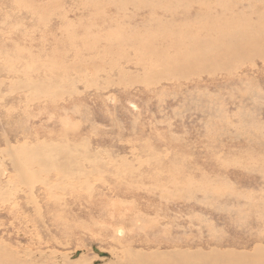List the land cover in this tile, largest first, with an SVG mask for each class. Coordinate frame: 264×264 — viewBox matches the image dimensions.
<instances>
[{"label":"rangeland","instance_id":"rangeland-1","mask_svg":"<svg viewBox=\"0 0 264 264\" xmlns=\"http://www.w3.org/2000/svg\"><path fill=\"white\" fill-rule=\"evenodd\" d=\"M87 1L0 0V100L3 101L0 104V163L7 161L3 167L10 171L9 163L12 160L5 153L9 140L15 142L19 139L31 146L37 140L49 139L54 146L62 144L64 150L68 144L65 136L58 140L49 136L63 128L59 120L75 112L81 117V120L75 117L80 123L76 132L79 138L70 143L77 146L80 154L89 156L92 165L77 163L74 168L81 167L85 173L94 174L83 180V186L77 188L74 186L76 181L72 183L73 189L78 190L76 198L70 196L72 192H69L68 184L65 190L58 189L61 192L56 191L54 198L53 194L43 193V183L49 188L55 186V170L51 166L46 167L50 171L47 179L42 178L41 174L37 175V187L33 191L18 190V182L15 186L11 184L8 190L4 179L0 184V203L8 200L12 208L19 197L26 200L23 206L28 207L30 212L23 208L21 219L16 217L14 220L9 216V211L0 209V242L18 246L16 249L19 253L31 243L37 264H55L53 260L56 258L44 255L51 250L65 253L68 259L65 264H69V261L75 264L82 258L89 259V264L106 263L111 260L108 246L115 233L112 231L110 238L109 223L102 219L99 211L105 205L116 207L122 201V212L128 210L129 205L144 212L142 207L145 200L140 198L144 196L143 186L149 185L141 183L140 175L151 167L167 176L166 187L171 191L178 193L177 189L183 188L179 195L185 194L189 187L203 183L217 189L219 197L222 194L224 198H238L241 203L245 202L240 214L239 207L235 205L224 203L225 207L220 209L205 205L199 195L195 200L201 205L196 203L198 209L195 212L187 208L179 209V212L182 219L187 221L196 215L204 218L207 225L199 228L206 230H202L203 237L199 241L205 247V243L214 240L221 242V248L225 250L235 245H246L247 249H231L251 250L248 247L252 248L258 240L264 239V68L260 67L261 63L258 62L259 68L254 71L237 74L234 82L220 75L215 78L191 77L188 82H178L177 86L163 84L153 89L129 86L128 83L133 80L128 73L134 77L141 75L118 61L117 71L110 73L109 78L103 73L94 76L93 72L84 68L85 65L82 67L85 62L82 51H76L79 53L76 59L73 50H70L73 46L76 49L79 47L78 36L87 26V15L82 18ZM61 28H66L64 33H59ZM74 32L76 39L72 36ZM80 47L83 49V44ZM88 55L94 60L92 54ZM74 62L81 64L82 69L73 68ZM15 73L25 74L13 77ZM39 76L40 79L47 77L46 82H49L40 83L37 81ZM51 78H55L54 81ZM27 81L44 85V89L53 82L51 85L56 86L54 91L67 94L71 89L77 90L80 98L75 95L57 103L58 106L67 104L68 110L64 115L58 118L53 116L49 120L39 115L41 109H37L39 105L44 108L46 102L35 104L29 100L33 92L25 90ZM52 86L50 94L44 91L48 96H54ZM107 86L109 88L100 93L99 89ZM45 94L35 96L44 99ZM68 118L70 123L72 118ZM72 134L75 133L69 134V138H73ZM82 144L85 153L80 151ZM115 162L116 168L113 167ZM76 180L82 182L81 179ZM188 182H193V185L189 186ZM28 192L36 194H31L35 201L31 200ZM59 214L62 216L57 220L58 224L75 221L78 225L71 229L70 240L60 239L56 230H52L51 219ZM204 222L201 220L202 224ZM206 226L212 229L207 231ZM48 231H52L51 235ZM117 234L120 238L124 236L123 232ZM31 236L43 242L30 240ZM50 238L66 245L62 249L53 248L45 244ZM210 247L214 248L215 245L211 244ZM152 250L155 249L145 247V251ZM98 252L107 257H101ZM57 257V264H63L60 262L62 258Z\"/></svg>","mask_w":264,"mask_h":264},{"label":"bare ground","instance_id":"bare-ground-1","mask_svg":"<svg viewBox=\"0 0 264 264\" xmlns=\"http://www.w3.org/2000/svg\"><path fill=\"white\" fill-rule=\"evenodd\" d=\"M85 6L86 9L83 10L82 18L87 15V26L84 27L81 36H78L77 43L79 47L76 49L73 46L70 50H73L76 59L79 57V53L76 51H82L85 60L82 67L85 65L84 68H87L89 72H93L94 76L103 73L109 78L110 73L117 71L118 61L125 68H131L141 75V77H134L132 73H128L131 76V81L133 80L128 83L129 86L140 85L153 89L163 84H175L177 86L178 82H188L191 77L203 78L204 76H210L215 78V76L220 75L228 81L234 82L233 79L237 74L242 75L256 70L257 67L259 68L258 62L261 63L260 67L264 68V0H88ZM82 7L84 8V6ZM79 23H82V19ZM65 30L66 28L59 29V33H64ZM70 31L72 32L71 29ZM56 32L58 33V30ZM76 35L75 32L72 34L74 39H76ZM81 40H84V42H81ZM79 44H83V49ZM88 54H92L94 60L90 59ZM74 63L72 64L73 68L82 69L81 64ZM47 69H44L45 72ZM23 71L21 70V72ZM28 73L26 74L28 75ZM24 74L15 73L12 76L22 77ZM38 78L40 79V76ZM39 79L37 81L40 83L48 80L47 77ZM54 79L51 78V81H54ZM200 79H198L199 82ZM56 80L58 81L59 78ZM51 83L44 89V85L43 87L30 81L25 87L27 92H33V95L29 96L30 101H34L35 104L41 101L46 102L44 108L39 105L37 109H41L38 112L39 115L42 114L49 120L53 116L58 118L64 115L68 110L69 106L67 104L58 106L57 103L75 95L79 97L80 94L77 90L72 91V89L67 93L68 95L64 92L58 93L56 90L54 91L56 86H52ZM107 84L109 85V83ZM51 86L53 87L54 96L47 95L50 94ZM108 88V86L107 88L103 87L99 91L101 93ZM35 94H45L44 99L38 95L35 96ZM2 102L1 99L0 104ZM47 106L50 108L48 109ZM51 112L54 113L50 114ZM68 117L72 118L70 123L67 121ZM75 117L81 120V117L75 112L65 119L59 120L63 124V128L49 136L55 140L65 136L68 144L64 147V150L62 144L57 143L54 146L49 139L37 140L31 146L19 139L15 142L9 140L10 143L5 141V153L12 162L9 163L11 164L9 172H7L8 169L5 170L6 168L3 167V164L5 165L7 161L5 160L6 162L3 164L0 163V178L2 177L0 184L6 179L4 184L7 185L8 190L11 184L15 186L18 182L19 188L16 186L18 190L33 191L37 187V175L41 174L42 178L47 179L50 171L46 167L51 166L55 170L53 175L55 186L49 188L46 183H43V193L45 195H48V193L53 194L54 198L56 196L55 192H61L58 190L61 188L65 190L68 184L69 192H72L70 196L76 198L77 195L75 194L78 193V190L73 189L72 183L76 181L74 186L77 188L79 185L83 186L85 185L83 180L91 178L94 174L85 173L81 167L74 168L77 163L92 165L89 156L80 154L77 146L73 142L70 143L79 138L76 132L80 127V123ZM71 133H75L72 134L73 138H69ZM80 151L85 153L84 144H82ZM59 162H62V164L59 165ZM113 167H117V162L113 163ZM133 173L136 174L135 171ZM173 177L175 178V175ZM76 178L81 179L82 182L79 183ZM140 179L143 185L145 183L149 185V187L143 186L144 196L140 198L145 200V206L142 207L144 212L137 211L133 205H129L128 210L122 212L124 207L122 201L116 207L105 205L99 211L103 215L102 219L109 223L110 238L112 231L115 233L111 238V242H109L112 247L108 246L110 249L108 252L112 254L111 260L107 259L109 261L104 262L105 264H264V243H262L264 239L258 240L252 248L248 247L251 250H247V252L237 250L240 248L247 249L246 245H235L231 248L237 249L229 248L225 250L221 248L223 246L221 242L214 240L205 243V247L199 241L203 237H201L202 230H206L205 228H199L206 224L204 218L196 215L194 219L187 221L182 219V214L179 212V209L183 210V208L195 212L198 209L196 205L199 203L198 200H195V197L199 195L202 196L204 204L219 207V209L220 207L224 208L225 204L235 205L239 207L240 214L245 208L242 203L245 202L241 203L238 198H224L222 194L219 197L220 192L217 189L203 183L193 185V182H188L189 186H193L189 187L185 194L179 195L183 188H176L178 193L171 191L166 187L168 183L167 176L165 177L162 172L157 173L151 167L140 175ZM1 190L2 188H0ZM28 194L31 200L35 201L31 194L33 196L36 194L34 192L31 194L28 192ZM19 199L17 197L12 208H10L12 203L8 200L0 203V209L9 211V216L14 220L16 217L21 219L23 208L30 212L28 207L23 206L26 200ZM198 205H201V203ZM121 213L124 215H121ZM61 216L59 214L51 219L52 230H56L60 239L70 240L69 233L71 229L78 225L75 221L66 225L58 224L57 220ZM228 217H230V214ZM200 219L204 222L203 224ZM252 221L254 220L252 219ZM213 228L215 229V227ZM199 231L201 232L199 233ZM120 232L124 233V238L117 237V233L120 234ZM51 233L52 231L49 232V235ZM31 237L30 240L43 242L40 241L41 239ZM45 244L60 249L66 245L65 242L56 241L53 238L45 241ZM211 244H214L215 247L211 248ZM30 246L31 243H28V248L19 253V250L16 249L18 246L11 243L3 244L1 241L0 264H37L36 253L33 251L34 248ZM127 246L130 247L127 248ZM136 246L141 248L136 249ZM145 247H153L155 250L145 251ZM44 255H46L45 257L56 258V260L59 256L62 258L60 262L63 264L68 262L67 255L61 251L51 250ZM56 260H53L56 262L55 264H57ZM70 263L72 262L69 261ZM75 264H89V259L82 258L80 261H76Z\"/></svg>","mask_w":264,"mask_h":264},{"label":"water","instance_id":"water-1","mask_svg":"<svg viewBox=\"0 0 264 264\" xmlns=\"http://www.w3.org/2000/svg\"><path fill=\"white\" fill-rule=\"evenodd\" d=\"M99 253V252H98ZM99 255L101 256V257H107V255L106 254H103V253H99Z\"/></svg>","mask_w":264,"mask_h":264}]
</instances>
